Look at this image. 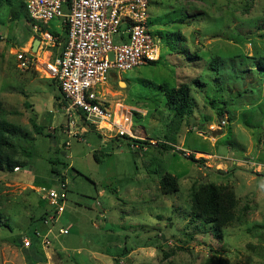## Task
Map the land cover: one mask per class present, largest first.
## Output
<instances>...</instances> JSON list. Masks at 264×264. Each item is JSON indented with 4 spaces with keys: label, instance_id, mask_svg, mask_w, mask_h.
Here are the masks:
<instances>
[{
    "label": "rangeland",
    "instance_id": "obj_1",
    "mask_svg": "<svg viewBox=\"0 0 264 264\" xmlns=\"http://www.w3.org/2000/svg\"><path fill=\"white\" fill-rule=\"evenodd\" d=\"M149 1L157 61L97 88L131 112L127 141L85 122L69 130L56 82L17 67L32 35L25 8L12 20L0 0V118L18 129L14 167L0 171V264H264V0ZM41 29L63 38L61 19ZM161 84L188 85L192 112L174 116ZM61 173L68 199L56 226L68 234L25 249ZM208 185L235 201L238 219L219 231L191 214L193 192Z\"/></svg>",
    "mask_w": 264,
    "mask_h": 264
},
{
    "label": "built area",
    "instance_id": "obj_2",
    "mask_svg": "<svg viewBox=\"0 0 264 264\" xmlns=\"http://www.w3.org/2000/svg\"><path fill=\"white\" fill-rule=\"evenodd\" d=\"M22 3L32 35L28 47L15 53L17 67L20 70L39 67L48 79L56 82L62 102L66 104H62V111L69 130L75 122H85L100 132L107 130L116 137L136 139L130 130L131 112L122 109L120 104L112 108L97 88L105 84L110 72H125L157 61L158 40L148 23L150 1L22 0ZM54 19H61L66 28L62 41L58 35L41 29ZM35 39L38 46L32 52ZM50 45H59L55 55L39 53ZM226 121L222 120L220 125ZM64 173L57 177L56 187L45 191L44 198L50 207L41 220L44 230H34L29 237H24L25 249L34 242L46 249L50 238L68 234L66 228L56 226L68 199Z\"/></svg>",
    "mask_w": 264,
    "mask_h": 264
},
{
    "label": "trees",
    "instance_id": "obj_3",
    "mask_svg": "<svg viewBox=\"0 0 264 264\" xmlns=\"http://www.w3.org/2000/svg\"><path fill=\"white\" fill-rule=\"evenodd\" d=\"M5 2L11 7L10 16L12 20H17L19 18V11L24 8L22 0L18 4H11L10 0H5ZM26 20L29 21L28 17H26ZM63 29L64 35L61 41L65 39L66 28ZM256 68L260 73L264 74V56L258 57ZM160 89L165 97L166 105L168 108L173 109L174 116L183 117L192 112L193 103L188 85L182 84L176 88H170L166 84H161ZM17 130L15 125L0 118V171H9L14 167L15 162L9 156L11 147L13 146L10 138L16 134ZM119 138L127 141L134 140L126 136ZM160 147L165 149L164 145H160ZM50 171L58 175V172L53 167H51ZM162 181L164 185L172 188L174 191L175 183H173L174 181L169 176H164ZM234 206L235 201L233 196L229 192H223L213 185L200 187L197 192H193L191 198V214L193 219L204 225H210L215 231H219L225 225H229L238 219L235 215ZM43 218L44 216L42 215L39 220L40 223Z\"/></svg>",
    "mask_w": 264,
    "mask_h": 264
},
{
    "label": "water",
    "instance_id": "obj_4",
    "mask_svg": "<svg viewBox=\"0 0 264 264\" xmlns=\"http://www.w3.org/2000/svg\"><path fill=\"white\" fill-rule=\"evenodd\" d=\"M38 46V39H35L32 44V52H35ZM219 133V132H218Z\"/></svg>",
    "mask_w": 264,
    "mask_h": 264
},
{
    "label": "crops",
    "instance_id": "obj_5",
    "mask_svg": "<svg viewBox=\"0 0 264 264\" xmlns=\"http://www.w3.org/2000/svg\"><path fill=\"white\" fill-rule=\"evenodd\" d=\"M113 77H115V75L114 74H111ZM110 104V103H109ZM114 104H110V106L112 107ZM121 108L123 109V107L121 106ZM125 110V109H124Z\"/></svg>",
    "mask_w": 264,
    "mask_h": 264
}]
</instances>
